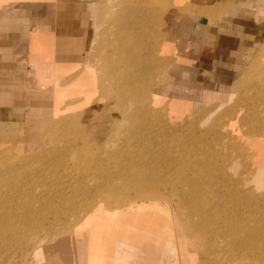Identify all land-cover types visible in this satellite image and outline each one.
<instances>
[{
  "label": "rangeland",
  "instance_id": "rangeland-1",
  "mask_svg": "<svg viewBox=\"0 0 264 264\" xmlns=\"http://www.w3.org/2000/svg\"><path fill=\"white\" fill-rule=\"evenodd\" d=\"M161 1L163 7V0L100 4L99 35L86 55L98 73L99 102L61 108L63 103H51L44 121L32 125L41 134L38 141L0 142V264H84L73 241L69 258L60 256L51 241L62 235L87 242L88 251L80 254L86 264H114L119 252L125 253L120 264H186L189 258L207 264H264L250 254L236 255L231 245L237 237L249 242V233L264 236V182L245 181L255 166L264 170V64L244 76L228 103L184 116L190 111L187 103L171 105L181 113L171 110L169 101L158 103L168 66L159 49L163 25L155 23L159 33L154 37L150 22L146 37L141 22L143 16L158 14ZM139 44L150 52L142 57ZM214 97L226 95H199L195 106ZM63 120L71 124L57 128ZM176 159L192 170L165 172ZM149 169L163 173L165 180L153 177L142 184ZM195 178L199 182H192ZM125 179L133 185L132 179L135 189ZM188 194L178 207L177 200ZM200 209L208 216L196 212ZM197 223L204 226L194 227ZM229 223L249 233L235 235L226 230ZM79 225L83 229L76 231ZM7 228L14 233L7 235ZM41 238L48 245L35 254ZM124 238L127 245L120 243ZM103 240L106 246L98 251ZM258 246L264 253V245Z\"/></svg>",
  "mask_w": 264,
  "mask_h": 264
},
{
  "label": "crops",
  "instance_id": "crops-1",
  "mask_svg": "<svg viewBox=\"0 0 264 264\" xmlns=\"http://www.w3.org/2000/svg\"><path fill=\"white\" fill-rule=\"evenodd\" d=\"M163 1L159 49L168 66L156 101H169L177 113L171 105L187 103L190 111L179 112L182 116L228 103L244 76L264 64V5L260 0ZM107 2L0 0V142L38 141L41 134L32 125L44 121L51 103H63L61 108L99 102L98 73L86 55L99 35L97 8ZM214 92L226 98L195 106L197 96ZM185 263L207 264L194 258Z\"/></svg>",
  "mask_w": 264,
  "mask_h": 264
},
{
  "label": "bare ground",
  "instance_id": "bare-ground-1",
  "mask_svg": "<svg viewBox=\"0 0 264 264\" xmlns=\"http://www.w3.org/2000/svg\"><path fill=\"white\" fill-rule=\"evenodd\" d=\"M111 1L112 0H110L109 1V3H111ZM160 0H158V2H159ZM246 1V0H245ZM234 2V1H233ZM108 3V4H109ZM164 4V3H163ZM241 4L243 5V3L241 2ZM245 4V3H244ZM161 5H162V1H161V4H160V8H159V12H158V14H155V15H153L152 13L150 14V19H147V16H143V18H144V20L142 19V22L141 23H143V25H144V28L146 29V37H147V34H148V32H149V26H150V22H152V21H154L153 22V28H151V30L150 31H152V32H154V37H156V35L159 33L158 32V29H157V31H156V26H155V23L156 24H158V22H160V16H161V14H162V11H160V9L162 8H164V6L163 7H161ZM245 5H248V4H245ZM244 5V6H245ZM108 6H111V4H109ZM239 6V5H238ZM145 8V7H144ZM111 10V9H110ZM141 11H143V10H140V12ZM144 11H145V9H144ZM148 11V10H147ZM147 11H145V12H147ZM155 11H156V9H155ZM148 12H150V10L148 11ZM149 14V13H148ZM216 16V15H215ZM105 17V15H103V17H102V20H103V18ZM226 17V16H225ZM208 18V17H207ZM212 18V17H211ZM209 19V18H208ZM213 19V18H212ZM226 19V18H225ZM140 21V20H139ZM213 21V20H212ZM189 22H191V21H189ZM203 22V21H202ZM91 23V22H90ZM211 23V22H210ZM140 24V23H139ZM180 25H182V24H180ZM179 25V26H180ZM94 26V25H93ZM177 26V25H176ZM189 26H190V24H189ZM178 27V26H177ZM178 28H180V27H178ZM185 30H188V29H185ZM155 31H156V33H155ZM165 32H163V34H164ZM140 35H142V32H140ZM144 36V35H143ZM134 42H136V41H134ZM139 43V42H138ZM167 43V42H166ZM170 44V43H169ZM171 45V44H170ZM139 46H140V51H141V54H142V57H143V55H145L146 53H149L150 51H149V49L148 50H146V47H144V49L145 50H143V49H141V47H142V45L141 44H139ZM181 46V45H180ZM128 51H130V49H128ZM261 52V51H260ZM203 54V53H202ZM207 55V54H206ZM206 57V56H205ZM207 57H208V55H207ZM204 58V57H203ZM87 62V61H86ZM99 62V61H98ZM99 64V63H98ZM104 64H106V63H104ZM87 65H88V63H87ZM102 66H103V64H102ZM100 68H102V67H100ZM88 69V68H87ZM96 71V70H95ZM103 72V71H102ZM84 73V72H83ZM93 73H95L94 71H93ZM103 73H105V72H103ZM107 73V72H106ZM208 73V72H207ZM211 73V72H210ZM85 74V73H84ZM89 75H91V74H89ZM108 75V74H107ZM204 75H206V74H204ZM211 75V74H210ZM79 76H81V75H79ZM207 76V75H206ZM111 83H112V81H111ZM97 86V85H96ZM111 87V86H110ZM112 89V88H111ZM146 91V89H144V88H142V93H144ZM120 94V93H119ZM143 98V97H142ZM148 99V98H147ZM149 99H151V97H149ZM61 120V119H60ZM71 124V122L70 121H68V120H63V121H61V123L60 124H58V125H56V126H58L57 128H60V126H62V127H64V128H66V127H68L69 125ZM78 150H80V149H78ZM80 155H81V153H79ZM122 162H123V160H118V162L117 163H119V164H122ZM171 163H172V167H171V169L169 168L167 171H165V172H170V173H175L176 175H177V173H180V172H183V171H188V170H192L191 168H189L190 166H188V164L186 163V162H184V161H181L180 162V164H179V159H176V160H173V161H170ZM262 167L261 166H259V165H257V166H255V170H251V171H249V174H248V177L245 179V181H249V182H251V181H256V183H260L259 181L260 180H262V182H264V170L263 169H261ZM193 171H197L196 169H195V167L193 168ZM146 172V176H143L142 177V184H148V183H150V182H152L155 178H153V177H161L162 178V180H165V178H163L164 177V175H163V173H158V174H153L152 173V171L149 169V170H146L145 171ZM183 173H186V172H183ZM121 175V174H120ZM119 175V176H120ZM124 175V174H123ZM137 175V174H136ZM122 176V175H121ZM142 176V175H141ZM136 177V176H135ZM138 177V176H137ZM137 177L136 178H134L133 180H135V179H137ZM141 179V177H138V179ZM106 179H108V177H106ZM126 179H128V178H126ZM126 179H125V181H126ZM130 179V178H129ZM242 180V179H241ZM244 180V179H243ZM104 181H106V180H104ZM124 181V182H125ZM128 181H129V184H130V180H127L126 182L128 183ZM139 181L141 182V180H136V183H138L139 184ZM108 182V181H107ZM107 182H106V184H107ZM125 182V183H126ZM134 182V181H133ZM132 182V179H131V183L134 185V183ZM187 182H189V181H187ZM192 182H199V179H197L196 180V178H195V180H192ZM237 182H240V181H237ZM108 184H110V182H108ZM107 184V185H108ZM128 184V185H129ZM111 186H113L112 185V183L110 184ZM110 185H108V187L110 186ZM133 185H129V186H131V188L132 189H135V188H133L132 186ZM136 185V184H135ZM111 186H110V188H111ZM173 186V185H172ZM107 187V186H106ZM124 187H125V185H124ZM163 187V186H162ZM118 188V187H117ZM117 188H115V189H117ZM120 188V187H119ZM121 188H123V187H121ZM126 188H128V186H127V184H126ZM156 188H157V186H156ZM169 188V187H168ZM106 189V188H105ZM113 189V188H112ZM137 189V188H136ZM154 189V188H153ZM158 189H160V187L158 186ZM174 189H175V187L173 186L172 187V191H174ZM124 190H128V189H124ZM107 191V190H106ZM112 192L114 191V190H111ZM120 191H121V189H120ZM119 191V192H120ZM123 191V190H122ZM121 191V192H122ZM129 191H131V189L129 190ZM169 191V190H168ZM250 191V189H247L246 191H245V189H244V191H243V193H248ZM109 192V191H108ZM115 192H117L116 190H115ZM118 192V193H119ZM160 192H162V190L160 189ZM176 192V191H175ZM170 193V192H169ZM112 194V193H111ZM154 194V193H153ZM155 195V194H154ZM189 195H191V194H188V196L187 195H184L183 197H182V199H178L177 200V205H178V207L179 206H181L180 204H183L184 202H187L188 201V199H189ZM157 196L160 198L161 196H162V194H157ZM162 197H164V195L162 196ZM170 198V197H169ZM188 198V199H187ZM171 199H172V195H171ZM176 199V198H175ZM189 206V205H188ZM196 212H198L200 215H202V216H208V213L207 212H204V211H202L201 209L200 210H196ZM82 225H79V226H75L74 227V229L77 231V230H81V229H83L82 227H81ZM198 227V228H201L202 226H204L203 224H201V223H197V224H195L194 225V227ZM114 227V226H113ZM113 227H111V228H113ZM233 227V225H231V223H229L228 224V227H227V229L226 230H230V231H232V230H235L236 232L234 233L235 235H239V234H242V233H249V231H248V229H246L245 227H235L236 229H234V227ZM118 228V227H117ZM125 228V227H124ZM13 230H10V229H6L5 230V232H6V234L7 235H9V233L8 232H10V234L11 233H14V231L12 232ZM105 233V232H104ZM196 234V233H195ZM255 233H253V235H250V233H249V237H247V238H250V241L249 242H247L246 240H244V239H240V237H237V239L233 242V243H231V245H232V247H234L235 248V250L237 251V254L236 255H241V256H246V255H253V257H255L256 259H260V260H264V253H260V249L258 248L259 246H258V244L260 245H264V236L263 237H260V236H258V237H256V235H254ZM257 234V233H256ZM79 236H83V234L82 233H79ZM105 236V235H104ZM112 237H113V240L114 239H116L115 238V235H112ZM70 237L69 236H65V235H62V236H58V237H56L53 241H51V242H55V244H56V246L55 247H57L59 250V252H60V256H62L64 259H65V257H67V258H69V256H70V251H71V248H70V246H69V243H70V241H73L74 242V245H75V249H76V251L79 253V259L82 261L83 260V262H84V264H86V262H85V259H83L81 256H80V254L83 252V253H86L87 251H88V247H87V242H85V241H82L81 239H75V240H71V238L69 239ZM143 238H146L145 236H143ZM148 238H150V240H152V241H154L153 239H152V237H148ZM195 238V237H194ZM99 240H101L100 238H99ZM38 241V243L34 246V253L35 254H39V252H41V251H43L46 247H47V242L44 240V238H41V239H38L37 240ZM114 242V241H113ZM14 243H16L15 241H13V243L12 244H14ZM120 243H121V245H127L129 242L124 238L123 240H121L120 241ZM108 244V243H107ZM106 246V241L105 240H103V243H102V245H101V247H100V249L98 250V251H102L103 249H104V247ZM132 247V246H131ZM97 251V252H98ZM103 252H105V251H103ZM95 253V252H94ZM97 254H99V253H97ZM58 256V255H57ZM108 256V255H107ZM124 256H125V253H121V252H119V253H117V255H116V257H115V260H114V264H117V263H122V260H124ZM130 258V257H129Z\"/></svg>",
  "mask_w": 264,
  "mask_h": 264
}]
</instances>
